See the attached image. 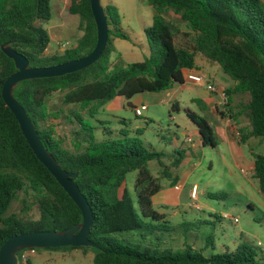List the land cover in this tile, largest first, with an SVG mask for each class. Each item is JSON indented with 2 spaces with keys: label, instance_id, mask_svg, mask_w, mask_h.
I'll return each instance as SVG.
<instances>
[{
  "label": "trees",
  "instance_id": "1",
  "mask_svg": "<svg viewBox=\"0 0 264 264\" xmlns=\"http://www.w3.org/2000/svg\"><path fill=\"white\" fill-rule=\"evenodd\" d=\"M145 2L154 15L152 26L144 31L150 54L143 61L125 66L111 61V40L128 38L119 30L116 8L106 5L102 8L108 40L95 63L61 77L20 82L12 93L31 119L44 148L63 170L77 173L73 181L93 214L88 239L97 247L78 248L94 253L92 264H264L255 247L246 243L206 256L204 253L212 248L210 236L197 249L188 242L191 226L200 222L166 224L164 216L154 209L152 199L163 187L151 175L148 163L155 161L161 168L159 178L175 186L187 156L183 143L175 141L170 152L155 151L144 145L140 130L132 136L121 131L116 138L98 140V126L90 122L116 98L129 100L138 94L168 91L175 84H183L187 72L196 69L198 55L217 64L235 82L233 88L223 91L229 113L219 114L239 126V143L264 138V4L262 0ZM68 13L78 18L81 35L73 47L47 56L50 38L42 24L52 18L51 0H0V47L9 44L27 58L30 67L36 68L80 60L96 45L90 0H70ZM170 13L194 34L191 48L176 47L175 37L180 30L177 23L166 19ZM15 72L13 61L0 48V247L21 233L59 232L82 223L79 209L36 159L1 97L4 82ZM54 95H60L62 105L70 107L67 121L75 126L63 137H57L52 123L63 114L61 109L49 106ZM170 110L178 111V105L175 103ZM186 114L197 129L199 145L215 148L214 129L207 118ZM241 121L246 123L241 125ZM65 142L68 146H64ZM253 158L252 177L264 195V155ZM132 172L136 174L135 204L126 187L127 175ZM19 193L30 199V206H36L37 219L8 214ZM208 196L215 198L214 194ZM29 211L30 207L25 206L23 215ZM128 232H137L141 239L133 243V239L116 237ZM22 252L16 255L18 263Z\"/></svg>",
  "mask_w": 264,
  "mask_h": 264
},
{
  "label": "rangeland",
  "instance_id": "2",
  "mask_svg": "<svg viewBox=\"0 0 264 264\" xmlns=\"http://www.w3.org/2000/svg\"><path fill=\"white\" fill-rule=\"evenodd\" d=\"M262 2L264 4V0ZM101 4L116 8L120 21L119 30L128 38L127 40L119 38L111 40L113 48L111 61L125 66L147 58L150 49L144 31L152 26L154 15L152 8L145 0H101ZM51 7V20L42 24L50 38L47 56L61 54L64 51L57 47V43L67 42L69 44L67 48L73 47L81 35L77 28L78 18L68 13L69 0L67 4H64L62 0H51ZM166 19L177 23L180 30L175 37L176 47L191 48L194 34L186 24L171 13L166 15ZM200 60V57H195L196 63ZM212 64L218 72L217 81L219 80L223 85L233 82L222 73L217 64ZM165 95L164 91L138 94L126 100L129 105L124 103L114 112L109 111L108 104L105 105L95 119L90 120L98 126L95 132L96 139H113L121 131L132 136L140 130L144 145L155 151L170 152L175 147V141L178 145L183 143V146L187 148V156L179 169V174L180 177H184L186 186L183 195L176 203L179 209L173 208L175 203L169 204L173 198H170L165 205L162 203L153 205L154 209L165 215L166 224L200 222L191 226L188 242L197 249L202 247L205 244V238L210 236L212 248L204 253L206 256L231 250L240 243H246L255 247L260 261L264 263V195L260 193L258 183L252 177L251 165L254 163L253 155H264V138H252L242 147L245 156L247 155L244 161L235 160L234 156H231L226 139L218 130L214 131L217 146L215 148L201 147L196 137L197 129L186 114L189 108L192 113L201 116L203 113L199 110V106L187 103L186 100H179L181 108L178 111H172L169 104L161 102L166 99ZM60 99V95H54L49 103L51 109L63 111L59 118L52 120L57 137L68 135L75 127L67 121L70 107L62 105ZM142 104L146 105L147 110L141 117H135L133 108L135 105L139 107ZM219 111L224 112L225 116L229 113L228 110H224L221 99ZM208 116V119H213L212 115ZM210 123L213 127L214 123ZM245 123L246 121L242 125ZM235 138L239 141L238 133ZM64 146H68L67 142ZM148 169L162 185V190L170 188L168 181L159 178L161 168L155 161L148 163ZM135 175V172H132L126 178V187L134 204ZM193 184L197 187L195 200H192L189 194ZM210 194H214L215 198L209 197ZM156 196L158 194L154 197ZM30 202V199L25 198L24 193H19L8 214L37 219L36 206H30ZM25 206H29L30 211L24 216ZM134 207L138 213L137 207ZM177 210L180 211L179 214L172 215ZM234 219L237 223L233 222ZM143 221L148 222L147 219ZM116 237L133 239V243L141 239L137 232L121 233ZM178 245L181 246L180 242ZM93 257L94 253L88 249H36L34 253L29 254L27 264H92Z\"/></svg>",
  "mask_w": 264,
  "mask_h": 264
},
{
  "label": "water",
  "instance_id": "3",
  "mask_svg": "<svg viewBox=\"0 0 264 264\" xmlns=\"http://www.w3.org/2000/svg\"><path fill=\"white\" fill-rule=\"evenodd\" d=\"M90 9L96 26V45L88 56L80 60H72L50 67L34 68L29 66V62L25 56L16 52L9 44L5 43L0 47L2 53L13 61L16 69V72L4 82L1 97L18 122L20 131L36 159L56 180L82 215V223L63 231L57 232L52 230L21 233L9 238L0 247V264H18L16 255L28 249H56L62 247L97 248L88 239L93 224V214L86 198L73 181L77 173L63 170L48 150L44 148L25 109L12 95L15 87L20 82L61 77L85 69L99 59L108 40L107 19L101 5V0H90Z\"/></svg>",
  "mask_w": 264,
  "mask_h": 264
},
{
  "label": "crops",
  "instance_id": "4",
  "mask_svg": "<svg viewBox=\"0 0 264 264\" xmlns=\"http://www.w3.org/2000/svg\"><path fill=\"white\" fill-rule=\"evenodd\" d=\"M197 57H200L201 60L199 63L195 62L196 69L189 70L187 73L202 76L204 78V82L197 84L186 80L184 81L183 84H175L170 90L164 91L166 92L165 95L166 99L161 100V102L165 104H169L170 108L176 103L179 109L181 108L179 100H186L187 103L196 104L197 106H199V110L203 113L201 116H205L209 123L213 122L214 126L212 128L214 129V131L218 130V132L222 134L226 139V144L229 148V152L231 156H234L235 160L244 161L247 159L246 158L247 155L245 156V152H243V148H242L245 144L241 145L239 141H237L235 138V135L237 134L236 129H238L239 126L234 124V122L227 120L224 117H221L219 114V101L221 99L220 93L223 92L224 90L233 88L235 86V82L234 81L227 82L226 85H223L222 83H220L219 80L217 81L218 72L213 66V64L203 59L201 56L197 55ZM201 61H203L202 62L203 64H201ZM208 85H213L217 89V91L216 92L209 91L207 89ZM197 101H200V104H198ZM124 103H127L124 98H116L111 102L107 103L108 104L107 107L109 111L114 112L116 109H119L120 106H123ZM127 104L129 105V103ZM136 107L138 106L135 105L134 108ZM187 112H191L189 108L187 109ZM208 115H212L213 119L210 118L208 119L209 117ZM242 123L243 122L241 121V125ZM196 137H197V132H196ZM182 164L180 165V168ZM251 165L253 168L254 163H252ZM185 186L186 185L184 183V177L181 176L178 182L175 184V186L170 187L169 189L166 190H162L161 192L158 193V196L153 197L152 199L153 205L159 203L165 205L166 202L170 201V198H173L172 202H169V204L175 203L173 208L179 209L176 203H178V199L181 198V196L183 195ZM193 186L196 185L193 184ZM190 192L191 189L189 190V194ZM179 212L180 211L177 210L173 212L172 215L179 214Z\"/></svg>",
  "mask_w": 264,
  "mask_h": 264
},
{
  "label": "built area",
  "instance_id": "5",
  "mask_svg": "<svg viewBox=\"0 0 264 264\" xmlns=\"http://www.w3.org/2000/svg\"><path fill=\"white\" fill-rule=\"evenodd\" d=\"M62 1H63L64 4H67V2H68V0H62ZM68 45L69 44L67 42L66 43H57V47H59V49H62V50H65L68 47ZM186 80H188L190 82H193V83H197V84L204 82V78L202 76L194 75V74H190V73H187ZM207 89L209 91H212V92H216L217 91V89L213 85H208ZM220 98H221V103H222V106L224 107V110H227L228 99L224 95L223 92L220 93ZM146 110H147V107L145 105H141L139 107L134 108L135 117H141L143 112L146 111ZM188 142H190L189 139H188ZM196 194H197V187L196 186H192L191 192H190V198L192 200H195L196 199ZM233 222L237 223V220L234 219ZM32 253H34L33 250H27L25 252L23 251L21 256H20V263L21 264H27L29 254H32Z\"/></svg>",
  "mask_w": 264,
  "mask_h": 264
}]
</instances>
